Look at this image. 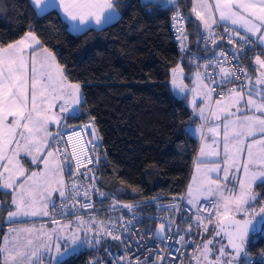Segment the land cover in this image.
<instances>
[{
    "label": "snow or ice",
    "instance_id": "1",
    "mask_svg": "<svg viewBox=\"0 0 264 264\" xmlns=\"http://www.w3.org/2000/svg\"><path fill=\"white\" fill-rule=\"evenodd\" d=\"M33 2L36 5H44L37 10L38 15L41 16L49 8L57 7L53 0H33ZM170 2L175 3V0H170ZM59 7L63 9L66 18L74 22L71 24V29L76 33L86 31L87 28L92 26L102 28L112 23L119 15L114 0H59ZM213 8L218 11V18L213 12ZM199 9L205 11H199ZM192 12L199 18L203 28L208 31V36L204 38L206 42L211 39L212 43L215 44L217 34L212 30L213 25H219L221 21H224L231 22L232 25H239L246 33L256 37L261 46H264V0H215L214 4L208 3V0H194ZM173 20L176 22L177 31L186 40L183 20L179 11H177ZM224 31H229L227 25L224 26ZM239 35L238 31L232 30L229 35L230 41L232 37ZM241 39L244 41V44L240 46L241 48L253 42L249 36H243ZM34 46L43 48L40 57L36 55ZM29 49L32 50L30 56L28 54ZM220 55H224V53H220ZM255 63L261 68L260 76L257 77L255 85L264 86V59L257 55ZM204 67L206 68L207 65ZM219 73L221 80H212V83L217 84V87L222 89L221 98L216 101L217 111L235 116V112H232L231 109L235 108L236 112H240L239 105L243 101L245 110L251 111L253 115H245L242 118L236 117V119L223 122V180L227 181L230 173L240 171L243 172L244 178L238 180V191L226 189L224 185L211 179L207 181L206 185L202 186L200 194L218 197V201H213L212 204V207L215 208L214 215L218 226V230L214 235L219 236L223 232L227 236L228 243L216 248V258L210 260L209 256L214 249L210 248L209 245L213 241H206L203 248L200 249L199 256L194 257L197 264H201V258L204 264H239L242 256L248 257L245 245L249 231L256 230L252 219L249 218L250 212L253 217L259 215L261 221H264V207H261L258 213L255 209L249 207L250 201L254 202L258 199L257 194L253 191L254 184L257 181L264 183V167L257 170L258 165L264 166V87L259 89L250 88L248 84L241 82L239 89L235 87L227 88V98L231 103L221 107V102L225 99V85L239 81L240 77L232 69L224 67H219ZM173 74H175V70H173ZM197 77H200L199 73H197ZM245 79L252 83L250 78L246 77ZM173 83H175V80H173ZM65 88L69 89L68 95L71 96L72 103L77 106L80 105L84 99L80 92V86L67 82L66 77L63 75V68L56 60L55 54L43 47L34 32H27L23 38L13 43L0 45V168L3 169L0 171V181H2L0 182V188L10 190L4 193L10 195L11 200L8 206L14 209L7 212L9 221L21 216H52L55 214L57 207L60 208V214L63 215L65 209H69L68 203L57 205L51 199V193L57 191V189L52 188L50 184H46L44 191L39 194L31 187L26 188L23 183L17 185L16 181L19 176L24 175V170L18 162H15L20 151L31 153L33 147L36 151H40L42 146L53 147V150L47 152V157L53 158L54 170H61L60 161L56 156L60 149L54 146L59 144L63 137L60 131L56 133L48 131V126L51 123L59 125L62 120L68 118H78L80 114L79 107H74L70 111L66 107L67 101H64ZM201 88L205 100H209L215 89L203 83H201ZM245 90L247 91V97L242 94ZM200 94V92L193 89V107H195V97ZM253 96H256L257 99H253ZM58 100L64 101L59 108L61 115L51 112ZM217 111L211 112V115L219 119ZM65 112H68L67 117L62 115ZM204 112L203 107L197 110L201 119H206ZM9 117H11V122H8ZM84 127L89 128L90 126L85 125ZM219 129L220 125L207 129L208 133L213 134V139L211 144L204 143L202 145L200 149L201 157L220 156L218 142L215 139L220 135ZM91 130L95 135V129L92 128ZM199 132L201 140H206L203 125L200 126ZM257 133L260 134L259 138H257ZM73 135L79 136V133H73ZM49 139H51V145L48 144ZM99 139L100 137L96 136V140ZM20 140L24 141L23 146L20 144ZM71 141L72 136L69 135L67 142ZM88 143L92 144L93 152H96L97 145L93 141ZM13 145L14 147H12ZM254 145L258 146L256 152L253 151ZM9 151L11 152L10 155L8 154ZM60 155L68 159V149L65 148ZM70 155L75 157L77 171L81 167L87 168V164H98L100 160L99 155L90 156L87 152L83 153L82 158L81 155L77 154L75 144L72 146ZM43 162L45 167L48 168L49 160L45 158ZM68 163L71 165L72 161L68 160ZM205 171L219 172L221 168L216 165L210 169H205ZM36 175L37 173L33 172L28 180H32ZM82 175L90 176L93 181L96 179L92 169H87ZM55 183L60 186L59 196L65 199L71 198L73 201L72 208H75L76 203L79 202L77 197L81 195L80 188L83 185L79 183L78 179H74L71 187L66 191L62 180ZM90 187L96 188L94 183ZM225 191H227V195ZM99 195L107 196L106 193L102 192ZM83 196L85 198L89 197L87 187H84ZM189 197L188 203L194 204L196 201L192 198L191 188H189ZM5 203V201H0V204ZM49 204L52 205V211L49 210ZM80 207L91 208V204L83 203L80 204ZM124 207L131 208L133 206L124 205ZM199 211L200 209L197 210L198 213ZM241 212L244 214L245 219H236L235 214ZM202 219L197 214V222L200 223ZM207 219L212 222L211 215ZM92 222L101 224L99 229L101 235L112 236L116 240L120 239L119 236L113 235L115 225L108 228L103 226V221ZM166 222L169 227L174 225V221L170 218ZM225 222L229 227H225ZM52 223L58 225V228L51 230L52 234L43 231V225L39 230L10 228L9 232L14 235L11 237L9 235L4 236L3 245L0 246V252L3 253L0 264H42L45 256L50 257L49 264H64L67 257L77 254L81 244L85 242L92 243L87 235L84 240H80L77 235L79 228L76 231H71L70 224L60 226L55 219L52 220ZM77 223L84 225L89 224V221L77 217ZM122 227L127 230V225H122ZM191 227L189 225V228L185 231H189ZM88 230L85 229V232L87 233ZM204 230H208L206 225H204ZM33 231H37L38 234L45 237V242L39 247H35L34 241L30 238L21 242L19 235L21 232L30 237ZM177 231H179L178 227ZM61 232L66 234L60 235ZM156 233L162 239L171 238L170 235H165V224H160ZM180 241H184L183 236L180 237ZM95 242H100V235L95 237ZM61 243L65 246L63 252L61 251ZM226 248H230L231 251H225ZM53 250L56 255H53ZM248 260L250 261L251 258L248 257ZM259 264H264V253H262Z\"/></svg>",
    "mask_w": 264,
    "mask_h": 264
},
{
    "label": "trees",
    "instance_id": "2",
    "mask_svg": "<svg viewBox=\"0 0 264 264\" xmlns=\"http://www.w3.org/2000/svg\"><path fill=\"white\" fill-rule=\"evenodd\" d=\"M192 0L175 3L146 0H114L120 17L100 29L72 33L55 8L42 16L30 0H0V45H7L32 31L41 44L51 50L68 81L80 85L83 100L78 118L62 120L58 128L71 124L94 123L100 137L102 157L96 171L98 184L107 198L139 200L180 194L186 184L198 148V139L188 126L198 122L187 104L188 93L176 96L170 87V71L180 62L184 81L190 84V53H201L202 31L192 13ZM182 13L185 19V50L179 49L170 28V14ZM263 56L257 43L245 55L248 73L254 81L259 75L255 57ZM65 115V117H67ZM0 188V217L10 209V195ZM257 206H264V183H257ZM59 193L53 201L57 200ZM109 200L104 207L93 206L84 212L109 217ZM49 205V210L51 209ZM215 208L213 209L212 216ZM209 215V216H210ZM205 218V224L207 218ZM74 219L71 215L46 216ZM5 224L0 223L1 236ZM264 221L246 243L248 257L264 250ZM207 232L203 228V238ZM198 238V241L199 239ZM197 241V242H198ZM107 236L79 247L64 264H100L105 259ZM195 249V248H194ZM193 252L186 258L192 262ZM241 257L239 264H259ZM1 258V252H0ZM42 262L49 264V259Z\"/></svg>",
    "mask_w": 264,
    "mask_h": 264
},
{
    "label": "built area",
    "instance_id": "3",
    "mask_svg": "<svg viewBox=\"0 0 264 264\" xmlns=\"http://www.w3.org/2000/svg\"><path fill=\"white\" fill-rule=\"evenodd\" d=\"M176 13L177 11H174L170 14L169 23L173 37L178 42L179 49L183 51L182 47L185 49V42L177 31L176 22L173 20ZM179 13L183 20V26H185V19L182 13ZM225 25L229 29L228 32L224 31ZM212 30L217 34L215 44L212 43L211 39L207 42L205 41L204 38L208 36V31L202 30L199 42L200 50L204 51V54L195 52L190 53L188 56V62L192 69L200 74L201 80L208 87L215 89L211 93L212 100L216 101L221 98V87H217V84L212 83L213 79L216 81L221 80L219 67L232 69L240 77L239 81L225 85L224 95L227 93V88L235 87L239 89L241 82L248 84L250 88H254L253 80L248 73L245 61V55L253 48L254 40H252L251 44H247L244 48H241V44H244L241 37L247 35L239 32L240 35L232 37L230 41L229 35L235 29L222 22L219 25H213ZM238 52L239 54H237ZM220 53H224V55H220ZM205 65H207L206 68L204 67ZM242 69L244 71H241ZM246 77L250 78L252 83H249L245 79ZM242 94L247 97L246 90ZM255 97L253 96V98ZM85 125H89L90 127L85 128ZM91 126L93 127V123L87 122L84 124H71L57 129L63 137V140L54 146L60 149V152L56 153V156L61 164L63 187L67 191L74 179H78L83 187L80 188L81 195L77 197L79 202L76 203L75 208H72L73 201L71 198L65 199L59 196L54 202L57 205L68 203L69 209H65L63 215H71L75 218L88 209L81 208L80 204L90 203L92 207H104V201L109 200L110 204L108 208L109 210H113V212L109 217L104 218L107 220L105 227L112 228L115 225L113 235L119 236L120 239L116 240L112 236H107L108 245L105 248V259L100 264H186L187 255L192 253L198 238L203 234L205 218L212 213L214 209L212 204L215 200L208 198L193 206L186 201V188L178 195L168 197L154 196L139 200H118L113 197L107 198L108 196L99 195V193H104V191L98 184L99 176L96 171L98 164H87V168L81 167L77 171L75 157H71L70 155L72 146L75 144L77 154L81 155L82 158L83 153L87 152L90 156L99 155L101 159L103 155L100 149V141L96 140V136L98 135L93 134ZM73 133H79V136L73 135ZM69 135L72 136L71 142H67ZM89 141H93L97 145L96 152H93L92 144H89ZM65 148L68 149V159L60 155ZM68 160L72 161L71 165H69ZM87 169H92L96 177L95 181L90 176L82 175ZM74 173L76 174L75 176L73 175ZM93 183L96 186L95 189L90 187ZM84 187L88 188V198L83 196ZM124 205H132L133 207L126 208ZM198 209H200L199 213L197 212ZM50 211H52V206ZM197 214L203 218L200 223L196 220ZM59 216L62 215L60 214V208L57 207L55 214L51 217ZM169 218L174 221L172 227H169L166 222ZM160 224H165V235H170V239H162L156 233ZM122 225H127V230ZM189 225L192 226L191 229L185 231L189 228ZM177 227L179 231H177ZM181 236L184 237V241H180ZM262 253H264V250L256 256H251L250 261H254L256 258L261 259Z\"/></svg>",
    "mask_w": 264,
    "mask_h": 264
},
{
    "label": "rangeland",
    "instance_id": "4",
    "mask_svg": "<svg viewBox=\"0 0 264 264\" xmlns=\"http://www.w3.org/2000/svg\"><path fill=\"white\" fill-rule=\"evenodd\" d=\"M173 70H175V74H173ZM182 75H183V73H182V68H181L180 64H178L177 66L172 68V70L170 71V87H171V90L173 91V93L177 96H182V95H184V93H188V95L191 94L190 99L188 100V105L194 111L195 115L196 114L198 115L197 110L199 108L203 107L205 109L204 116L206 117V119H202L201 122L198 124L196 129H193L191 127V131H193V132H195V134H197L198 141L201 142L200 132H199L201 125H203V130H205V126H206L207 122L210 121V119H211V121L214 124V127L217 125H220V129H221V127L223 126V122H224L223 120L229 116H232V115H228L227 113L222 112L221 114L218 115L222 120H220V119L218 120L215 117H213L211 115V112L216 111L217 104L215 101V103H213L214 106L210 109L211 98L209 100H205V97L203 95V89L201 88V83H203V81L197 77V74L195 72H192L191 84H193V85L192 86L187 85L183 81ZM173 80H175V83H173ZM67 82L71 83V84H78L77 82H72V81H68V80H67ZM203 84L206 85L205 83H203ZM193 89H195L197 92L201 93L200 95H197L195 97V101H196L195 107H193V104H192V101L194 98L193 97ZM68 92H69V89L65 88V90H64V101H67L66 107L69 109V111L74 107H80V105L77 106V105H74L72 103V98L70 95H68ZM80 92H81V88H80ZM64 101H59V100L56 101L55 105L51 109V112L55 113L57 115H61L59 112V108H60V104ZM221 106H222V102H221ZM209 110H211V111L209 112ZM65 113L68 114V112H65ZM9 121L11 122V117H9L8 122ZM92 128L95 129V135H98L96 128L94 126ZM57 129H58V127L54 123H51L48 126V131H50L52 133H55L57 131ZM18 139H19V137H18ZM215 139L217 140L218 143L220 142V139H217L216 137H215ZM20 141L23 142V140H20ZM50 141H51V139H49L48 144ZM204 143H208V142L205 140ZM20 144H22V146H23L24 143H20ZM12 147H14V145ZM50 150H51L50 147H43V146L40 148V151H36L35 149L34 150L31 149V152H34L32 154V156H37L38 159L42 158V161L37 163V164L35 162H33V164H31V165H33V167H30L29 166L30 164L26 163V160L31 156V153H28L25 151L19 152L18 156L16 157L15 162H18L19 166L24 170V175L18 177V179L16 181L17 185L23 183L26 188L31 187L38 194L42 193L44 191L46 184H50L52 188L57 187V184L55 183L56 177H55V174L53 172V168H54L53 158L47 157V152ZM8 154L10 155L11 152L9 151ZM18 157H20V158H18ZM45 158H47L49 160L48 168L45 167V164L43 162ZM197 160H198L197 155H195L193 163H192V167L190 170V174H189V177L187 180V186H186V201L187 202L190 199L189 188L192 189V198H194L196 201L194 204H191L193 206H196L197 204H199V202H201L202 200H204L205 198H208V197H214L215 200L218 201L217 196H205V195L200 194V190L202 189V186L206 185V183L209 179H211L213 181H218L221 185H224L226 187V189H232V190L238 191L239 176H236L237 174L230 173L228 180L224 181L223 180L224 173L222 170L224 165L221 162L211 163L207 167V169H210L216 165H219L221 168V171H219V172L203 171V173H201L200 172V162H198ZM198 167H199V170H198ZM2 170L3 169H1V171ZM33 172L37 173L36 177H34L32 180H28V177L31 176V174ZM58 173H60V171H58ZM225 194L226 195L228 194L227 191H225ZM249 207H250V209H255L256 212L258 213L259 209L261 207H264V206H257L255 202L250 201ZM214 212L211 216L212 222H209L207 219V222H206V226L208 229L206 231L207 234L203 238H200L199 241L197 242L195 249H194V252H193V256H192V262L190 264H197V261H196V259H194V257L199 256L200 249L203 248L206 241H208V240L213 241V243L211 245H209L210 248L214 249L212 254L209 256L210 260H214L216 258V255H217V253L215 252L216 248H218L222 245H227V243H228L227 236L224 235L223 232L219 236L214 235L215 232L218 230V226L216 225V217L214 215ZM235 216H236V219H240V220L245 219V216L242 212L236 213ZM28 217H32V219H28V220H31L30 222L26 221L23 225H21L19 227H15V228L39 230V229H41V226L43 225V231H45L49 234H52V232H51L52 229L58 228V225L53 224L52 220L48 221L47 223H43V222H41V219L40 220H39V218L35 219L34 218L35 216H28ZM77 217H80L85 221H89V224L79 225L77 223ZM249 218L252 219V223L256 226L255 231H252V230L249 231V235H250L252 232H257L261 228L263 221H261L259 215H256L255 217H253L251 215V212L249 214ZM55 220L59 222L60 226L70 224L71 231H76L77 228H79L77 235L79 236L80 240H84L85 236L87 235L88 238L92 240V242L95 241V237L97 235H100V237H101V234L99 233V229L101 228V224L96 223V222H92V221H103L104 222L103 226H106V224H107V220L104 219V217H101L99 214L97 215V214L92 213V212H82L80 215L76 216L74 219L58 218ZM89 225H90V228H89ZM225 227L226 228L229 227L226 222H225ZM85 229H89L87 231V233L85 232ZM59 234L65 235L66 233L61 232ZM8 235H9V237H11L14 234L8 232ZM19 235L21 237V242H23L24 240L29 239V238L32 239L34 241L35 247H39L42 243L45 242V237L38 234L37 231H33L30 237L26 233H23V232H21ZM249 235H248V237H249ZM248 237H247V239H248ZM88 245L89 244L85 242L84 244H81L80 247H85ZM245 247H246V245H245ZM64 248H65L64 244L61 243V251L62 252L64 251ZM225 251L230 252L231 249L226 248ZM53 255H56L54 250H53ZM45 258L50 259V257H48V256H45ZM225 259H227V258H225ZM42 264H45V262H42ZM201 264H204V261L202 258H201Z\"/></svg>",
    "mask_w": 264,
    "mask_h": 264
},
{
    "label": "crops",
    "instance_id": "5",
    "mask_svg": "<svg viewBox=\"0 0 264 264\" xmlns=\"http://www.w3.org/2000/svg\"><path fill=\"white\" fill-rule=\"evenodd\" d=\"M146 1H153V2H163V3H171L170 2V0H146ZM30 2H31V4H32V6L34 7V10L36 11V13L38 14V12H37V10H38V8L39 7H43L44 5H36L34 2H33V0H30ZM53 2L54 3H56V5H57V7H54L58 12H59V14H60V16L66 21V23L68 24V28H69V30L72 32V33H76V32H74L72 29H71V24L72 23H74V22H71V21H69L67 18H66V15L64 14V12H63V9L61 8V7H59V0H53ZM208 3H210V4H214L215 3V0H208ZM193 4H194V0H192V2H191V7L193 8ZM49 9H51V8H49ZM48 9V10H49ZM117 10H118V12H119V15L116 17V19L114 20V21H116L119 17H120V10L117 8ZM199 11H205L204 9H199ZM174 12V11H173ZM213 12L215 13V15L217 16V18H218V11L215 9V8H213ZM193 13V12H192ZM194 14V13H193ZM194 16H195V14H194ZM195 18L198 20V22H199V24H200V26H201V29L204 31V30H206V29H204L203 28V26H202V23H201V21L199 20V18L198 17H196L195 16ZM222 23H224V24H228V25H230L233 29H235L236 31H238V32H241L242 34H245V35H247V36H249V37H251V39L252 40H254V42L255 43H257L260 47H262V49H263V56H260L261 57V59H264V46H261L260 45V43L256 40V37H254V36H252L250 33H246V31L243 29V28H241L239 25H232L231 24V22H224V21H221ZM104 27V26H103ZM90 28H93V29H100L101 27H96V26H92V27H89V28H87V29H90ZM29 32V31H28ZM27 33V32H26ZM25 33V34H26ZM24 34V35H25ZM24 35H22L19 39H17L16 41H18V40H20L21 38H23L24 37ZM259 35V34H258ZM13 42H15V41H13ZM12 42V43H13ZM35 48H36V55L38 56V57H40V54L43 52V48H40L39 46H34ZM44 47V46H43ZM44 48H46V47H44ZM48 49V48H47ZM182 49H183V51L185 50L183 47H182ZM51 51V50H50ZM52 52V51H51ZM28 54H29V56L32 54V50L31 49H29L28 50ZM180 64V66H181V68H182V73H183V75H182V78H183V81H184V66H183V64L180 62L179 63ZM60 65V64H59ZM178 65V64H177ZM176 65V66H177ZM259 66V65H258ZM259 68H260V66H259ZM172 70V69H171ZM192 72H195L194 70H192ZM260 72H261V68L259 69V75H258V77L260 76ZM196 74H197V72H195ZM191 74L192 73H190V84L189 85H193V84H191V81H192V78H191ZM63 75H64V72H63ZM200 78V77H199ZM201 79V78H200ZM257 79V78H256ZM256 79L253 81V86H254V88H257V89H259V88H261V87H264V86H257V85H255V81H256ZM185 82V81H184ZM204 83V82H203ZM185 84H186V82H185ZM185 94V93H184ZM177 96V95H176ZM183 96V95H182ZM190 96H191V94H189L188 95V98H187V104H188V100L190 99ZM228 97V93H226L225 94V99L222 101V106L221 107H224L225 105H228V104H230L231 103V101L227 98ZM253 99H257L256 97L255 98H253ZM220 100V99H219ZM211 105H210V109L214 106L213 105V103H215V101H213L212 100V98H211ZM217 101V100H216ZM189 106V105H188ZM190 107V106H189ZM239 107H240V109H241V111L240 112H236V110H235V108H232L231 109V111L232 112H235V116H229V117H227V118H225L223 121L225 122L226 120H233V119H236V117H243V116H245V115H253V113L251 112V111H246L245 110V105H244V103H243V101L240 103V105H239ZM80 108V107H79ZM191 109V108H190ZM192 110V109H191ZM211 110H209V112H210ZM216 111H217V108H216ZM192 112H193V114L195 115V113H194V111L192 110ZM222 113V111H217V115H219V114H221ZM65 115H67L66 113H64L63 114V116H65ZM197 118H198V122L197 123H194V124H191V125H189L188 126V130L190 131V133L192 134V135H194L196 138H197V134H195V132H193V131H191V127L193 128V129H196L197 128V126H198V124L201 122V118L196 114L195 115ZM220 120H222L221 118H219ZM218 119V120H219ZM10 122V121H9ZM60 125V124H59ZM59 125H56L57 127L59 126ZM211 127H214V124H213V122L211 121V119H210V121H208L207 122V124H206V126H205V130H204V135H205V137L207 138L206 139V141L208 142V144H211L212 143V139H213V134H211V133H208L207 132V129L208 128H211ZM259 133H257V138H259ZM217 139H220V142L218 143V150L220 151V156L219 157H211V156H208V157H201L200 156V149H201V147H202V145L204 144V141L205 140H201V142L200 141H198V148H197V151H196V154L195 155H197V161L198 162H200V172L201 173H203V171H205V169H207V167L211 164V163H214V162H221L223 165H224V163H223V160H222V157H223V126L221 127V129H220V135L218 136V137H216ZM17 139H18V137H17ZM198 139V138H197ZM20 143H24V141L22 142V141H20ZM22 145V144H21ZM49 145H51V141L49 142ZM34 148V147H33ZM32 148V150H34ZM50 149L51 150H53L52 149V147H50ZM36 150V149H35ZM253 151L254 152H256V151H258V146H256V145H254V147H253ZM34 152H31V156L26 160V163L27 164H30L29 166L30 167H33V165H31V164H33V162H35L36 164L37 163H39V162H41L42 161V158H37V156H32V154H33ZM18 158H20V157H18ZM260 167H264V166H257V170H259V168ZM29 168V167H28ZM1 169L2 168H0V171H1ZM53 172H54V174H55V177H56V181H58V180H62V172H61V170H60V173H58V171H56V170H54V168H53ZM233 173H235V174H237L236 176H239V180L240 179H243L244 177H243V172L242 171H240V172H233ZM0 182H2V181H0ZM260 181H257L255 184H254V186H253V191L255 192V186H256V184L257 183H259ZM186 186H187V184H186ZM186 186H185V188H186ZM59 185H57V187H56V189H57V191H55V192H52V194H51V199L52 200H54V198L56 197V195L59 193ZM3 190H5V189H3ZM5 191H10V190H5ZM256 193V192H255ZM208 198H213L214 200H215V198L214 197H208ZM208 198H205V199H208ZM204 199V200H205ZM216 201V200H215ZM257 201V200H256ZM256 201H254L255 203H257ZM50 205V204H49ZM257 205V204H256ZM11 210H14L12 207H10V209L8 210V211H11ZM7 211V212H8ZM7 212H6V214H5V216H4V218H2V217H0V223H3L4 222V224H5V229H4V233L2 234V236H1V245L0 246H2L3 245V241H4V236L5 235H8V232H9V229L10 228H15V227H19V226H21V225H23L26 221L27 222H30L31 220H28V219H32V217H28V216H21V217H15V218H13L11 221H9L8 219H7ZM46 216H35L34 218L35 219H38L39 218V220L41 219V222H43V223H47L46 222V220H44V218H45ZM15 229H20V228H15ZM3 254L1 253V256H2ZM2 258V257H1Z\"/></svg>",
    "mask_w": 264,
    "mask_h": 264
}]
</instances>
